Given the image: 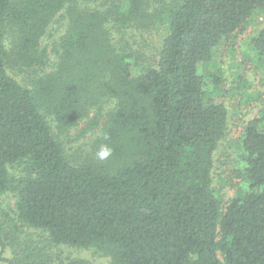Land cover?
<instances>
[{
	"label": "trees",
	"instance_id": "16d2710c",
	"mask_svg": "<svg viewBox=\"0 0 264 264\" xmlns=\"http://www.w3.org/2000/svg\"><path fill=\"white\" fill-rule=\"evenodd\" d=\"M61 13L51 62L41 40ZM258 13L264 0H0V198L15 200L0 207V260L91 264L61 260L65 246L108 264H264V108L242 130L248 191L223 207L213 170L228 114L210 97L220 78L199 73ZM127 30H153L154 54ZM249 46L264 59V29ZM9 64L49 70L25 86ZM81 122L95 139L73 160L60 136Z\"/></svg>",
	"mask_w": 264,
	"mask_h": 264
},
{
	"label": "rangeland",
	"instance_id": "374dc122",
	"mask_svg": "<svg viewBox=\"0 0 264 264\" xmlns=\"http://www.w3.org/2000/svg\"><path fill=\"white\" fill-rule=\"evenodd\" d=\"M100 4V1L96 2V5L100 6ZM65 28L66 21L62 13L58 14L49 24L41 40V47L50 53L51 62L55 60L51 49L64 33ZM262 29H264V13H258L247 20L229 41L215 48L213 59L206 66L205 72L202 67L199 69V73L203 76L220 78V84L210 88V97L224 105L228 114V130L215 153L213 170L215 196L221 200L223 207L230 199L241 198L248 191V184L242 177L245 167L241 158L242 130L246 122L256 117L264 108V59L256 57L249 43ZM129 31H125V40H129L134 48L141 51L144 58L152 56L156 49L154 42L156 33L150 30L130 34ZM119 38V34L116 33L115 39ZM46 70L49 68L29 70L12 67L10 64L8 66L9 73L25 86H29L30 80L36 74ZM50 123L51 131L55 134L57 131L54 130V124ZM84 126L85 123L81 122L76 128L60 136L67 156L73 160L85 158L92 151L95 137L93 133L81 132ZM14 201L11 194H5L0 198V207L7 210L13 206ZM21 236L37 238L42 234L35 229L25 228ZM55 253L65 262L86 260L91 264H108V258L97 256L89 250L60 246L55 249ZM7 255L9 250L5 252V256ZM0 264L5 263L0 260Z\"/></svg>",
	"mask_w": 264,
	"mask_h": 264
},
{
	"label": "clouds",
	"instance_id": "9594fccd",
	"mask_svg": "<svg viewBox=\"0 0 264 264\" xmlns=\"http://www.w3.org/2000/svg\"><path fill=\"white\" fill-rule=\"evenodd\" d=\"M97 155L100 159H105L110 155V149L107 146H102Z\"/></svg>",
	"mask_w": 264,
	"mask_h": 264
}]
</instances>
